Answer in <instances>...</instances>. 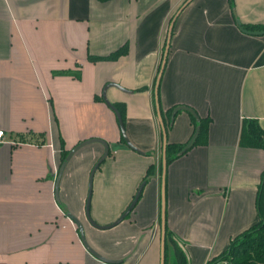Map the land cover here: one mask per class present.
I'll list each match as a JSON object with an SVG mask.
<instances>
[{
  "label": "crops",
  "instance_id": "crops-1",
  "mask_svg": "<svg viewBox=\"0 0 264 264\" xmlns=\"http://www.w3.org/2000/svg\"><path fill=\"white\" fill-rule=\"evenodd\" d=\"M186 0H0V264H159L161 135L154 80L167 27ZM238 26L247 30L244 32ZM264 0H191L177 14L157 89L163 114L208 119L207 141L166 166L164 264H206L264 212V150L238 146L243 121L264 133ZM112 61L92 62L121 47ZM118 106L131 150L120 141ZM177 111L165 142L193 134ZM99 139L66 163L61 152ZM264 144V135L260 137ZM161 168V165H160ZM148 169L151 172L146 176ZM144 179V180H143Z\"/></svg>",
  "mask_w": 264,
  "mask_h": 264
},
{
  "label": "trees",
  "instance_id": "trees-1",
  "mask_svg": "<svg viewBox=\"0 0 264 264\" xmlns=\"http://www.w3.org/2000/svg\"><path fill=\"white\" fill-rule=\"evenodd\" d=\"M96 1L99 3H105L111 0H96ZM230 1L231 0H227L228 3H230ZM238 27L243 32L247 30L243 26H238ZM249 30L264 32V26L250 27ZM123 54H125L124 46L107 57L89 58V60L92 62L112 61V60L117 59L119 56ZM112 106L117 110L121 118L122 124H123L122 109H120L118 106H115V105H112ZM175 108L176 107H172L171 109L167 110L165 114H163L159 107V103H158L159 114H160V118H161L164 130L166 129V126L170 123L171 112ZM190 117H191V122L194 127L193 134L191 138L189 139L191 143L184 152H181V151L184 149V147L189 141L183 146L166 144L165 145L166 166L170 164L174 159L184 155L187 151H189L193 147L204 146L206 144L207 126H208L209 120L200 119L197 116L194 118L191 115ZM262 135H264V133H262L257 128V126L255 125L253 121H243L241 123L240 131H239L238 146L241 148L264 150V144L260 140V137ZM120 141L124 143L121 137H120ZM66 154H67L66 151L61 152L60 163H62ZM160 171H161V168L159 165V174H160ZM150 172H151V169H148L146 172L147 174L146 176H148ZM260 200H261V190H259L258 197H257V214H258L257 224H255L248 230L234 237L229 242V245L224 253L211 259L206 264H219L224 259H226V261H224L223 264H264V212L260 209Z\"/></svg>",
  "mask_w": 264,
  "mask_h": 264
},
{
  "label": "water",
  "instance_id": "water-1",
  "mask_svg": "<svg viewBox=\"0 0 264 264\" xmlns=\"http://www.w3.org/2000/svg\"><path fill=\"white\" fill-rule=\"evenodd\" d=\"M191 0H186L184 2V4L181 6L184 7L188 2H190ZM181 8L176 12V14L173 16V18L171 19V21L168 24L167 27V32H166V39H165V44H164V49H163V53L161 56V61H160V65H159V69L157 72V75L155 77L154 80V86H153V98H154V105H155V115H156V119H157V123L160 129V135H161V161H160V165H161V171H160V240H159V264H164V241H165V229H164V176H165V171H166V161H165V130L160 118V114H159V109H158V102H157V89H158V85H159V80L161 77V73L163 70V66L165 63V57L167 54V49H168V45H169V38H170V33H171V29L174 23V20L177 16V14L179 13V11L181 10ZM253 35H258V34H263V32H259V33H250ZM108 87H114L119 89L117 86L115 85H106L104 86L103 90H102V101L105 104V106L114 114L117 125H118V129H119V133H120V137L122 138L124 144L126 147H128L131 150L135 149L127 142L126 138H125V134H124V129H123V124L121 121V118L117 112V110L110 105L104 97V92ZM120 90V89H119ZM177 111H185L187 113H189L192 117H196L195 114L187 107H183V106H179L176 107L175 109L172 110L171 112V116L170 119H173V116L175 115V113ZM191 141H189L186 146L184 147V149L181 152H184L190 145ZM90 144H99L101 145L103 152L101 154V156L97 159V161L94 163V165L92 166L89 175H88V180H87V194H86V199H85V205H84V213H85V218L87 220V222L89 223V225L97 230H108L114 226H116L119 222H121L128 214L129 212L132 210V208L134 207L135 203L138 200V197L141 193L142 187H143V183H141L138 188L136 189V192L133 196L132 201L130 202V204L128 205V207L125 209V211L110 225L107 226H98L95 225L90 219H89V215H88V206H89V198H90V193H91V181H92V176L95 172V170L98 168V166L103 162V160L107 157L108 154V146L107 144L99 139H88L85 141H82L80 143H78L76 146H74L72 149H70L64 160L62 161V163L60 164L58 171H57V175L55 177V186H54V194L56 196L57 193V186H58V182L60 179V176L63 172V169L66 165V163L70 160V158L73 156V154L75 152H77L79 149H81L84 146L90 145ZM67 218L75 224L77 231H78V235H79V239L80 242L82 244V246L84 247V249L87 251V253L89 255H91L93 258H95L96 260L104 263V264H114L111 261L105 260L102 257H100L99 255H97L94 251H92L88 245L85 242L84 236H83V231L82 228L80 226V224L71 216H67Z\"/></svg>",
  "mask_w": 264,
  "mask_h": 264
},
{
  "label": "built area",
  "instance_id": "built-area-1",
  "mask_svg": "<svg viewBox=\"0 0 264 264\" xmlns=\"http://www.w3.org/2000/svg\"><path fill=\"white\" fill-rule=\"evenodd\" d=\"M3 137H4V134H3V132L0 130V143L3 142Z\"/></svg>",
  "mask_w": 264,
  "mask_h": 264
},
{
  "label": "rangeland",
  "instance_id": "rangeland-1",
  "mask_svg": "<svg viewBox=\"0 0 264 264\" xmlns=\"http://www.w3.org/2000/svg\"><path fill=\"white\" fill-rule=\"evenodd\" d=\"M161 164V163H160ZM224 261H226V259H224L222 262H220L219 264H223L224 263Z\"/></svg>",
  "mask_w": 264,
  "mask_h": 264
}]
</instances>
